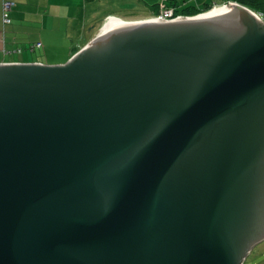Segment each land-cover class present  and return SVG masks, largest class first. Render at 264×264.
<instances>
[{
  "label": "water",
  "instance_id": "1",
  "mask_svg": "<svg viewBox=\"0 0 264 264\" xmlns=\"http://www.w3.org/2000/svg\"><path fill=\"white\" fill-rule=\"evenodd\" d=\"M264 243V21L103 20L64 65L0 64V264H245Z\"/></svg>",
  "mask_w": 264,
  "mask_h": 264
},
{
  "label": "rangeland",
  "instance_id": "2",
  "mask_svg": "<svg viewBox=\"0 0 264 264\" xmlns=\"http://www.w3.org/2000/svg\"><path fill=\"white\" fill-rule=\"evenodd\" d=\"M176 1L181 0H93L85 2L81 10L68 8L61 13V16L52 10L40 12L38 16L36 10L32 19L19 20V25L15 26L16 29H20V33L24 29L29 38H26L27 41L20 48L24 51V56L20 60L32 62L30 64L64 65L91 38L92 31H90L86 20L93 16L94 11L98 12L100 16H104L103 20L109 15L122 19L152 17V9L156 5L167 7ZM205 2H209V0H190L191 4L200 6H203ZM101 28L99 27V29ZM40 38H42V42L39 41ZM18 46L21 47V43H18ZM25 46L30 47L29 50H26L27 47L25 48ZM33 47L37 49L32 51L31 48ZM245 264H264V243L256 247Z\"/></svg>",
  "mask_w": 264,
  "mask_h": 264
},
{
  "label": "crops",
  "instance_id": "3",
  "mask_svg": "<svg viewBox=\"0 0 264 264\" xmlns=\"http://www.w3.org/2000/svg\"><path fill=\"white\" fill-rule=\"evenodd\" d=\"M15 5L10 13L12 23L9 25L4 24L3 22V0H0V64H21V63H32L25 62L20 60L24 55L22 48L23 43H25L26 38H28V33H20V29H16L15 26L19 25V20H29L32 19L35 14V11L40 12L45 11H54L58 16H61L62 12H65L68 8H78L81 10V7L86 2L93 0H12ZM93 16L89 20H86L90 31H92L91 38L81 47H85L94 37H96L97 32L100 30L99 27H102V20L104 16H100L98 12L94 11ZM24 25V24H22ZM86 32V31H85ZM84 35V34H83ZM22 36V37H21ZM39 41H43L42 38ZM18 43H21V47L18 46ZM39 43V42H37ZM27 46H25L26 48ZM30 48V47H29ZM27 47L26 50H29ZM39 48V47H38ZM37 48H31L32 51H35ZM21 54V55H20ZM74 54L72 53V56ZM71 56V57H72Z\"/></svg>",
  "mask_w": 264,
  "mask_h": 264
},
{
  "label": "trees",
  "instance_id": "4",
  "mask_svg": "<svg viewBox=\"0 0 264 264\" xmlns=\"http://www.w3.org/2000/svg\"><path fill=\"white\" fill-rule=\"evenodd\" d=\"M229 3H236L245 6L258 14L264 21V0H209L205 2L203 6L191 4L190 0H181L172 2L171 6H167L169 9H176L177 16L194 17L199 14L206 13L213 9L214 6L221 7ZM161 6L156 5L152 9V14L157 15L160 13Z\"/></svg>",
  "mask_w": 264,
  "mask_h": 264
},
{
  "label": "built area",
  "instance_id": "5",
  "mask_svg": "<svg viewBox=\"0 0 264 264\" xmlns=\"http://www.w3.org/2000/svg\"><path fill=\"white\" fill-rule=\"evenodd\" d=\"M15 3L12 0H3V22L6 25H9L12 23V19L10 17V13L14 7ZM217 7V6H215ZM114 16V15H109ZM117 17V16H115ZM153 18H160L165 20H172L179 16L176 15V9H169L166 6H161L160 13L157 15H153ZM118 19H122L120 17H117ZM103 26V25H102Z\"/></svg>",
  "mask_w": 264,
  "mask_h": 264
},
{
  "label": "flooded vegetation",
  "instance_id": "6",
  "mask_svg": "<svg viewBox=\"0 0 264 264\" xmlns=\"http://www.w3.org/2000/svg\"><path fill=\"white\" fill-rule=\"evenodd\" d=\"M263 244V243H262ZM261 245V244H260ZM259 247V246H258Z\"/></svg>",
  "mask_w": 264,
  "mask_h": 264
}]
</instances>
